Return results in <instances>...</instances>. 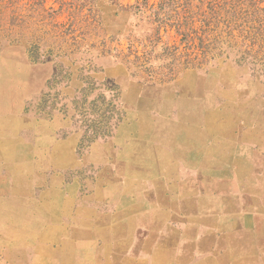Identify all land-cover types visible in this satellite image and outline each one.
<instances>
[{"label": "rangeland", "instance_id": "rangeland-1", "mask_svg": "<svg viewBox=\"0 0 264 264\" xmlns=\"http://www.w3.org/2000/svg\"><path fill=\"white\" fill-rule=\"evenodd\" d=\"M170 1L0 0V264H264V11Z\"/></svg>", "mask_w": 264, "mask_h": 264}, {"label": "trees", "instance_id": "trees-1", "mask_svg": "<svg viewBox=\"0 0 264 264\" xmlns=\"http://www.w3.org/2000/svg\"><path fill=\"white\" fill-rule=\"evenodd\" d=\"M205 0H201V2H204ZM208 4H210L211 10L216 15V24L218 27V24L220 21L224 23V28L222 29L218 35L214 33L213 37L215 39L223 34V32L227 31L228 34L232 38H235L237 34H234L236 30H239L242 37L243 30H241V25L247 22H252L257 20V14L259 11H264V8H259L257 6V1L251 0L250 5L248 6L247 0H206ZM165 1H162L161 5L164 4ZM169 3L171 1L169 0ZM192 6L191 1L189 0L188 8L190 9ZM204 13H206L204 11ZM203 13V14H204ZM214 31L213 29L208 30V32ZM198 35V34H197ZM199 40L202 39L201 36L198 37Z\"/></svg>", "mask_w": 264, "mask_h": 264}]
</instances>
